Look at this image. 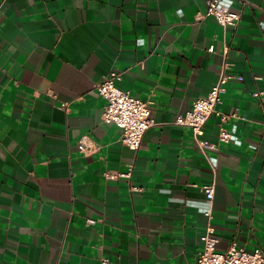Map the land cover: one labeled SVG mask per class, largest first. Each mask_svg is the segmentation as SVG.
I'll return each instance as SVG.
<instances>
[{"label": "crops", "instance_id": "crops-1", "mask_svg": "<svg viewBox=\"0 0 264 264\" xmlns=\"http://www.w3.org/2000/svg\"><path fill=\"white\" fill-rule=\"evenodd\" d=\"M243 1L223 31L206 0H0V264H196L212 182L216 250L264 252V0ZM224 64L200 150L174 121ZM111 72L155 122L137 152L102 121Z\"/></svg>", "mask_w": 264, "mask_h": 264}, {"label": "built area", "instance_id": "built-area-1", "mask_svg": "<svg viewBox=\"0 0 264 264\" xmlns=\"http://www.w3.org/2000/svg\"><path fill=\"white\" fill-rule=\"evenodd\" d=\"M243 4V0H236ZM206 18H212L221 27L223 31L230 27H235L239 20V14L228 10L221 4V0H206V9L203 13L196 16V21ZM224 64L221 73L211 87L208 94L194 101L190 111L176 117L174 124L181 127H187L192 131L196 146L202 150L209 146L201 140L203 127L212 114L220 116L221 121L227 119L216 111V106L220 103L221 94L224 86L233 78L225 70ZM239 80L241 78H238ZM120 80V75L111 72L95 85L94 90L105 100V106L102 113V121L106 124H114L121 131V142L132 152H137L140 148L144 133L155 125L151 117L148 104L133 97L130 92L122 91L116 83ZM264 103V92L262 93ZM231 136L223 129H218V141L228 143ZM81 152H89L87 138L82 137L78 146ZM131 167L126 173L120 175L106 174L108 180L115 179L117 176L129 178ZM196 186V185H193ZM201 191L206 197L207 207L204 211L207 224L204 232L199 237L201 248L196 260V264H264V252L256 249L248 252L237 243L233 242L229 247L219 252L216 250L217 240L214 237V231L211 225L212 209L215 198L214 183L202 185ZM92 223V221H89ZM102 264H107L103 260Z\"/></svg>", "mask_w": 264, "mask_h": 264}]
</instances>
